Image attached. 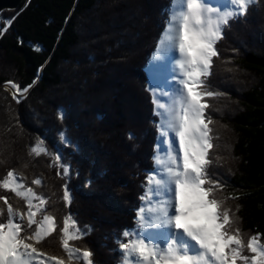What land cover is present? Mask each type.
<instances>
[{"label":"trees","instance_id":"1","mask_svg":"<svg viewBox=\"0 0 264 264\" xmlns=\"http://www.w3.org/2000/svg\"><path fill=\"white\" fill-rule=\"evenodd\" d=\"M167 4L168 0H23L17 9L0 12V179L8 170L22 174L25 185L47 198L48 212L59 226L69 211L80 228L89 226L82 240L70 243L89 248L100 264H118L113 237L132 225L142 184L153 166L157 135L151 95L145 91L146 65ZM258 10L262 14L264 0H255L245 18L224 29L207 78L208 88L219 95L204 97L214 146L209 149V171L226 184L217 198L239 196L225 199V204L241 205L238 227L245 241L257 232L264 234V54L250 47L264 43V19L257 21ZM241 40L244 47L238 44ZM227 58L254 80L247 88L241 86L240 99L229 86L235 78ZM33 80L36 83L19 104L5 88L9 81L22 88ZM230 95L241 107L223 121L229 129L225 136L218 120ZM128 107H134L131 115ZM58 108L66 114L63 121L57 119ZM59 129L67 130L78 151L58 143ZM129 131L135 141L127 138ZM38 139L54 154L59 149L71 164L67 186L74 200L69 207L60 199L65 181L50 167L52 157L28 154ZM88 149L97 156L89 155ZM34 178L42 185H33ZM86 179L91 180L87 187ZM0 195L14 207L25 208L14 193L0 189ZM0 207L6 213L2 200ZM42 248L46 254L66 256L56 231Z\"/></svg>","mask_w":264,"mask_h":264},{"label":"snow or ice","instance_id":"2","mask_svg":"<svg viewBox=\"0 0 264 264\" xmlns=\"http://www.w3.org/2000/svg\"><path fill=\"white\" fill-rule=\"evenodd\" d=\"M254 2L168 0L162 9L163 28L146 65L145 91L151 95L157 135L153 166L142 184L132 225L113 237L118 264H264V234L257 232L245 241L238 227L241 205L225 204V199L239 196L217 198L226 184L209 171L213 164L209 149L214 146L204 102V97L219 95L207 85L213 57L218 58L215 45L231 22L246 17ZM35 83L21 88L7 82L15 90L12 99L17 104ZM65 115L57 109L58 120ZM57 135L59 144L79 150L66 129H59ZM126 136L136 139L131 131ZM28 154L52 157L50 167L65 181L60 199L69 207L74 200L67 186L71 164L59 149L54 154L39 139ZM31 183L41 186L42 180L34 178ZM90 184L86 179L84 186ZM0 189L14 193L25 205L23 210L14 207L0 195L6 205V213L0 207V264H100L89 248L70 243L82 240L89 226L80 228L70 211L59 226L48 212L47 198L25 185L22 174L8 170L0 179ZM54 231L65 257L46 254L42 248Z\"/></svg>","mask_w":264,"mask_h":264},{"label":"rangeland","instance_id":"3","mask_svg":"<svg viewBox=\"0 0 264 264\" xmlns=\"http://www.w3.org/2000/svg\"><path fill=\"white\" fill-rule=\"evenodd\" d=\"M259 1V0H258ZM261 1V0H260ZM18 8V7H17ZM16 8V9H17ZM257 12V14H256V16H257V21L258 20H260V19H264V10H263V12H262V14H258L260 11L258 10V11H256ZM126 18H127V16H126ZM125 18V21H127V19ZM137 20V19H136ZM256 26H257V24H256ZM256 31H259V32H261L262 33V31L259 29V27L257 28V30ZM256 36H257V33H256ZM238 44H241V46H243L244 47V43L242 42V40H241V43H240V41H239V43ZM232 46V45H231ZM253 46V47H252ZM250 47H252V49L253 50H257L258 52L260 51L261 53H263L264 54V43L262 44L261 43V45L259 44V45H257L256 43H253V44H251L250 45ZM234 50V48H230V51L231 52H234L235 54H236V52L235 51H233ZM243 50L245 51L246 50V48H243ZM227 60H228V66L230 67V70H231V72H232V74L234 75V80H231L230 79V81H233L232 83L231 82H229V86L231 87V88H234L235 90H236V94H238L240 97H239V99L240 98H242L241 97V93H240V89H241V86L243 87V89L244 88H247V86H250V84L252 83V82H254V80H252L251 81V76H249V74L246 72V70H243V69H241V68H238V65H236L232 60H230L229 58H227ZM232 64V65H231ZM104 66V65H103ZM251 81V82H250ZM231 83V84H230ZM6 85H7V90L10 92V94L12 95V90L10 89V84H5V88H6ZM19 87V86H18ZM18 95V97H19V94H17ZM231 96V95H230ZM122 97V95H120V98ZM119 98V99H120ZM226 104V111L224 112V113H222L221 112V115H220V118H219V120H218V127L219 128H222L223 130H224V132H225V136H227L226 134L227 133H229V129L228 128H226V126H225V123L223 122L225 119H229L230 120V116L231 115H233L234 114V111H235V108H237V109H239V107H241V105L238 103V98L237 97H235V96H231V98H228V100H227V102L225 103ZM133 106V105H132ZM129 109H127L128 110V115L130 114H132L134 111H133V109H134V107H128ZM236 109V110H237ZM130 110V111H129ZM220 113V112H219ZM223 132V131H222ZM223 132V133H224ZM230 134H232V132H231V130H230ZM228 138H230V137H228ZM227 138V139H228ZM232 138H230V140H231ZM135 141V140H134ZM121 147V146H120ZM119 147V148H120ZM219 148H224V143L222 144V145H220V147ZM88 154L90 155L91 154V156H93V157H96L97 155H96V152H94L93 154L91 153V151L88 149ZM218 156H220L221 157V153L220 152H218V154H217ZM232 162V161H231ZM233 165V164H232ZM53 264H54V261H53Z\"/></svg>","mask_w":264,"mask_h":264},{"label":"water","instance_id":"4","mask_svg":"<svg viewBox=\"0 0 264 264\" xmlns=\"http://www.w3.org/2000/svg\"><path fill=\"white\" fill-rule=\"evenodd\" d=\"M23 0H0V12L4 9H16Z\"/></svg>","mask_w":264,"mask_h":264},{"label":"bare ground","instance_id":"5","mask_svg":"<svg viewBox=\"0 0 264 264\" xmlns=\"http://www.w3.org/2000/svg\"><path fill=\"white\" fill-rule=\"evenodd\" d=\"M10 89H11V87H10ZM11 90H12V89H11ZM13 91H15V90H12V92H13Z\"/></svg>","mask_w":264,"mask_h":264}]
</instances>
